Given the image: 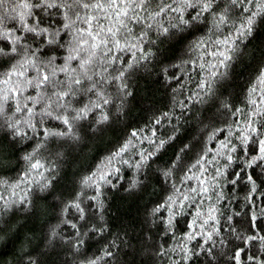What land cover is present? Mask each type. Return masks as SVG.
I'll return each mask as SVG.
<instances>
[{
    "label": "snow or ice",
    "instance_id": "obj_1",
    "mask_svg": "<svg viewBox=\"0 0 264 264\" xmlns=\"http://www.w3.org/2000/svg\"><path fill=\"white\" fill-rule=\"evenodd\" d=\"M13 169L3 264H264V0H0Z\"/></svg>",
    "mask_w": 264,
    "mask_h": 264
},
{
    "label": "trees",
    "instance_id": "obj_2",
    "mask_svg": "<svg viewBox=\"0 0 264 264\" xmlns=\"http://www.w3.org/2000/svg\"><path fill=\"white\" fill-rule=\"evenodd\" d=\"M14 171L15 170L13 169V173H0V174H2V175H10V174H14ZM43 222H44L43 218H41V219L35 220L34 222L30 223V225L28 227H29L30 230H34L37 233V236H38ZM168 242L169 243H173V244L175 243V241L172 240L171 236L168 237ZM100 243H102V241L98 240L97 244H100ZM37 245H39V240L38 239H34L33 240V247H36ZM41 247H42V245H41ZM37 250H39V249L37 248ZM18 251L19 250H17V254H18ZM12 258L13 257H10L7 252L4 253V261H8V260H10ZM121 259H123L125 261V264H130V262H132L133 260L135 261V264H142L140 256L137 255V256L133 257L131 255V253H129V255L126 256V257L123 256V254H122L121 255ZM0 264H3V261H0ZM164 264H167V261H165Z\"/></svg>",
    "mask_w": 264,
    "mask_h": 264
}]
</instances>
